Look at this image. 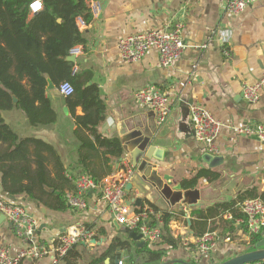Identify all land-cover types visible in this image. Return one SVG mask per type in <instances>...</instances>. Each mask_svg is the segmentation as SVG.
<instances>
[{
    "label": "crops",
    "instance_id": "obj_1",
    "mask_svg": "<svg viewBox=\"0 0 264 264\" xmlns=\"http://www.w3.org/2000/svg\"><path fill=\"white\" fill-rule=\"evenodd\" d=\"M96 1L100 10L84 28L85 48L81 47L74 62L79 71H91L88 84L97 85L104 101L105 118L99 123L98 132L107 138L115 136L121 142L122 155L113 161V172L122 165L134 171L132 189L125 193L126 203L134 210L151 203L159 215L160 211L175 214L169 227L173 236L180 235L174 237L181 244L167 249L162 260L213 264L252 250L246 227L238 221L243 217L239 203L234 205V212L222 211L221 205L234 201L239 192L253 186L258 193L264 192V143L223 126L214 141L217 150L214 155L222 156V162L209 168L202 159L209 151L194 136L189 110L191 105H201L216 119L233 127L264 123V88L254 103L247 102L242 92L244 85L255 84L264 73V0H251L236 16L227 13L218 0ZM175 23L182 25L184 47L173 65L159 66L156 49L148 50L136 62L121 58L117 47L121 38L151 29H171ZM225 31L229 35L226 42L221 39ZM145 85L155 86L171 100L169 116L162 124L157 123L152 110L139 105L134 98L135 92ZM46 94L56 114L55 122L30 125L18 109L4 111L2 116L19 137H34L52 145L66 168L65 174L73 177L75 183L82 171L77 164L78 142L72 133L73 118L57 88H47ZM76 114H82L79 107ZM150 146L158 152L161 150L160 158L150 152L146 156ZM102 152L103 148L95 150L99 157L94 158L102 159ZM199 169H209L218 173V177H200L195 187H183V181ZM104 170H99V174ZM165 175L170 183L164 180ZM0 197L24 205L38 223L37 237L48 244L69 226L83 225L91 230L96 242L75 246L80 255L77 264H88L101 255L113 238L127 240L129 246H115L104 264H116L114 260L119 254L125 263L137 248L114 225L115 220L98 188L86 195L84 209L68 207L64 211L47 209L24 194L6 195L1 186ZM138 197L142 201L135 206L133 199ZM207 231L216 232L218 238L208 253L201 254L190 243ZM183 240L189 245L185 246ZM24 245L4 219L0 223V248L15 254ZM48 261L46 257L26 264ZM145 261L141 255L136 263ZM57 264L65 262L60 260Z\"/></svg>",
    "mask_w": 264,
    "mask_h": 264
},
{
    "label": "trees",
    "instance_id": "obj_2",
    "mask_svg": "<svg viewBox=\"0 0 264 264\" xmlns=\"http://www.w3.org/2000/svg\"><path fill=\"white\" fill-rule=\"evenodd\" d=\"M32 1L0 0V186L6 195L24 194L28 200L47 209L64 211L69 207L65 194L76 191L74 178L65 174L66 168L52 145L34 137H19L4 122L2 113L18 109L30 125L51 124L56 114L46 94L48 83L58 88L66 81L72 85L73 93L62 97L73 118L72 133L78 142L77 164L82 175L99 184L113 172V161L121 157L122 145L119 138L103 137L98 132L97 127L105 118V104L97 85L88 84L91 71H79L77 64L68 60L71 48H85L84 28L93 20L87 0H40L41 9L37 12L29 8ZM78 19L84 22L83 29L79 28ZM78 107L82 114H76ZM98 148H103L102 159L94 158L99 157L94 154ZM102 168H105L104 173L99 174ZM211 175L213 179L218 177V173L209 169H199L183 181V187L193 188L200 177ZM256 197L264 201V192L258 193L255 186L247 188L239 192L234 201L221 205L222 211L234 212L237 202ZM148 206L158 211L153 204L148 203ZM160 213L162 235L159 241L154 247L145 242L135 248L122 264H135L134 258L141 255L145 263L159 262L166 256L167 249L181 244L169 227L175 214ZM198 215H202L201 212ZM262 237L261 234L250 236V245L254 247ZM76 245L61 259L65 264H77L80 255L74 249ZM115 246L127 248L129 241L111 239L107 249L88 264H104ZM115 258L119 261L120 254ZM27 262L23 260L19 264Z\"/></svg>",
    "mask_w": 264,
    "mask_h": 264
},
{
    "label": "built area",
    "instance_id": "obj_3",
    "mask_svg": "<svg viewBox=\"0 0 264 264\" xmlns=\"http://www.w3.org/2000/svg\"><path fill=\"white\" fill-rule=\"evenodd\" d=\"M93 18L97 17L100 5L96 0H87ZM223 3L224 10L231 15H239L250 4L251 0H218ZM38 5V7H33ZM29 8L31 12L41 9L40 0H33ZM80 29L85 27L84 22L78 19ZM180 23H175L171 29H151L144 32L129 34L118 41L117 47L121 58L127 62L141 60L150 49L158 52V64L167 68L180 57L184 44L181 38ZM222 41L229 39L228 32L221 36ZM203 45L202 47H204ZM81 46H75L69 50V55L77 56L81 53ZM264 88V73L253 85L242 87L243 97L247 102L254 103ZM61 96L73 93V87L69 82H62L57 88ZM134 98L136 102L152 110L157 118V123L166 121L170 113V98L153 85H145L138 89ZM189 120L195 138L203 143L208 151L217 153L214 141L223 126L232 128L238 135L256 137L264 143V123H252L239 126H229L216 119L213 114L201 105H191ZM134 171L128 165H122L116 171L106 176L99 184H95L90 178L80 175L75 179V192H67L65 199L69 207L84 209L86 207V195L89 191L98 188L102 200L105 202L112 219L121 227L134 230L142 235V239L154 245L162 235L160 215L151 207L144 206L141 209H132L125 201L126 185L133 180ZM243 217L238 219L246 227L250 236L261 234L264 237V201L259 198L245 199L239 203ZM0 214L11 224L14 234L25 245L15 254H10L7 248H0V264H19L21 261H36L48 258L47 264H57L67 252L76 244H91L94 235L91 230L83 225H73L64 229L54 242L49 244L36 235L38 223L28 212L27 208L19 203L8 202L0 197ZM152 221H156L153 224ZM175 237L180 235L174 234ZM218 235L214 231H207L192 240L196 252L208 253ZM229 240V239H227ZM183 244L189 245L186 240ZM118 264H122L119 260ZM251 264H264L254 262Z\"/></svg>",
    "mask_w": 264,
    "mask_h": 264
},
{
    "label": "water",
    "instance_id": "obj_4",
    "mask_svg": "<svg viewBox=\"0 0 264 264\" xmlns=\"http://www.w3.org/2000/svg\"><path fill=\"white\" fill-rule=\"evenodd\" d=\"M75 59H76V57L73 55H69V57H68V60L71 62H74ZM53 87H54V85L49 81L47 88L51 89ZM15 101H16V99H14V102ZM3 119H4V122L6 124H8V122H9L8 119H6L5 117H3ZM149 152L151 154H153L155 157L160 158V155H158L161 152L160 149L158 152L154 146H150L147 149V154H146L147 157L150 156ZM202 159L208 165L209 168H214V167L220 165L222 162V156L214 155V154H211L210 152L205 153L202 156ZM163 178L167 183H170V181H169L170 179H169L168 175L163 176ZM125 189H126V192H129L132 189V184L128 183L126 185ZM91 192L92 191H89V194ZM133 200H134L133 205L139 206L141 201H142V198L138 197V198H134ZM42 210H44V209L42 208ZM4 219H5L4 215L0 214V223ZM114 225L122 233L126 234L127 238L130 239L131 241H133L137 247H142L144 245L145 241L142 239L141 234L137 233L134 230H128L124 227H120V225L116 221H114ZM95 242H96L95 239L92 240V243H95ZM259 261H264V237H262V239L254 245L252 250L243 252V253L236 255L232 258H229L225 261L213 263V264H251V263L259 262ZM104 262L108 263V259H105ZM114 262L116 264H118L117 258H115ZM142 264H198V263H193V262H189V261L182 260V259H169V260H161L159 262H147V263H142Z\"/></svg>",
    "mask_w": 264,
    "mask_h": 264
},
{
    "label": "rangeland",
    "instance_id": "obj_5",
    "mask_svg": "<svg viewBox=\"0 0 264 264\" xmlns=\"http://www.w3.org/2000/svg\"><path fill=\"white\" fill-rule=\"evenodd\" d=\"M246 248H251V246L246 245ZM136 260H137V257L134 258V262H135V264H137V263H136ZM125 261H126V260H125Z\"/></svg>",
    "mask_w": 264,
    "mask_h": 264
},
{
    "label": "snow or ice",
    "instance_id": "obj_6",
    "mask_svg": "<svg viewBox=\"0 0 264 264\" xmlns=\"http://www.w3.org/2000/svg\"><path fill=\"white\" fill-rule=\"evenodd\" d=\"M33 7H38V5H34Z\"/></svg>",
    "mask_w": 264,
    "mask_h": 264
}]
</instances>
